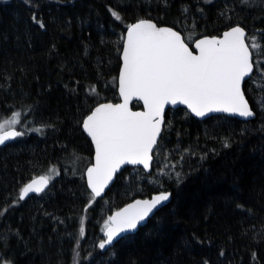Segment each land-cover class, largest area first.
I'll list each match as a JSON object with an SVG mask.
<instances>
[{"label":"trees","instance_id":"1","mask_svg":"<svg viewBox=\"0 0 264 264\" xmlns=\"http://www.w3.org/2000/svg\"><path fill=\"white\" fill-rule=\"evenodd\" d=\"M140 19L188 44L240 25L264 57V0H0V122L19 113L5 127L23 133L0 147V264H264V79L243 85L253 120L168 110L150 173L124 168L101 198L87 189L81 122L119 101L123 35ZM37 176H52L49 188L20 200ZM160 191L165 207L99 247L113 211Z\"/></svg>","mask_w":264,"mask_h":264},{"label":"snow or ice","instance_id":"2","mask_svg":"<svg viewBox=\"0 0 264 264\" xmlns=\"http://www.w3.org/2000/svg\"><path fill=\"white\" fill-rule=\"evenodd\" d=\"M112 14L120 19L117 12ZM33 20L44 27L35 15ZM245 37L243 28L234 27L224 33L223 39L213 37L196 42L199 55H194L180 34L171 28L157 27L148 20L128 26L119 77L124 102L101 104L83 121L84 130L96 149V162L87 169L88 186L95 197L101 195L121 165H142L145 170L150 169L165 105L186 104L201 117L212 112L244 118L253 116L241 89L242 81L252 74L254 67ZM252 47L259 49L261 45L253 39ZM133 96L143 101L145 111L129 109ZM19 115L16 113L13 120L0 122V145L23 134L4 131L5 124L17 123ZM49 179L47 176L34 178L21 189L19 199L23 200L31 192L39 194ZM169 197L170 193L161 192L149 200H137L109 217L112 226L106 222V240L99 247L103 249L120 234L135 230ZM80 232L83 236V227Z\"/></svg>","mask_w":264,"mask_h":264},{"label":"water","instance_id":"3","mask_svg":"<svg viewBox=\"0 0 264 264\" xmlns=\"http://www.w3.org/2000/svg\"><path fill=\"white\" fill-rule=\"evenodd\" d=\"M140 20H148V19H140ZM140 20L134 21L133 23H131V24H129V25L135 24V23L139 22ZM148 21H151L152 23L156 24V23H155L154 21H152V20H148ZM129 25H128V26H129ZM157 27L171 28L173 31L178 32V33L180 34V36H181V40H182V42H184V43L188 46L189 50L192 51L194 55H199V50L195 47L196 42H198L199 40L205 39V38L211 39V38H213V37H215V38L218 39V40H219V39H223V38H224V33H225V32H227V31H231V29L234 28V27H241V26H240V25H233V26L229 27L228 29L222 31V32L220 33L219 36H209V35H203V36H200V37L194 39L190 44H188V43L184 40L183 35H182L179 31L173 29L172 27H169V26H158V25H157ZM241 28H242V27H241ZM243 29H244V28H243ZM127 31H128V27L126 28V30H125V32H124V35H123L122 46H121V51H120V68H119L118 75H117V80H116V91H117V95H118V99H119V101L116 102V103H113V102H102V103H98V104H96V105L91 109V111H90V112H89V113H88V114L82 119V122H81V131H82V133L84 134V136L88 139V141H89V143H90V145H91V148H92V159H91L90 164H88V165L85 167L84 172H83V177H84L85 185H86L87 189L89 190V192L91 193V195L93 196V198H101V197H103L104 194L106 193V191H107V190L111 187V185L113 184V182H114L116 176H117L118 174H120V173L122 172V170H123L124 168H126V167L140 168V169H142L145 173H150L151 168H152V162H153V153H154V151H155V149H156V147H157V145H158V143H159V140H160V138H161V135H162V133H163V130H164V124H165V114H166V112H167L168 110H176V109H179V108L184 109V110L188 113V115H190V117H192L193 119H195V120H197V121H204V120H206V119H208V118H210V117H213V116H225V117L235 118V119H238V120H241V121H250V120H253V119L255 118V113H254V111L252 110V108H251V106H250V104H249L248 101H247V102H248V104H249V107H250V109H251V110L253 111V113H254L253 116L248 117V118H244V117H241V116H239V115H233V114H228V113H224V112H212V113H206L204 116L201 117V116H196V115H195V114H194V113H193V112L187 107L186 104L177 103L176 105H172V104L165 105L164 112H163V116H162L163 123L161 124L160 133H159V136L157 137V144L153 147V151H152V153H151V155H152V160H151V163H150V169H149V170H145V169L143 168L142 165H131V164H124V165H121L120 168H119V169L113 174V178L108 182L107 186L103 189V191L101 192V195H100L99 197H95L94 194L92 193V190H91V189L89 188V186H88L87 169H88L89 167H92V166L95 164V162H96V160H95L96 149H95V144L93 143L91 137H90V136L87 134V132L84 130V127H83V121H84L89 115H91L92 112H93V111H94L99 105H101V104H113V105H115V104H122V103L124 102L123 97L121 96V93H120V88H119V77H120V72H121V69H122V66H123L122 54H123V46H124V42H125V40L127 39ZM244 31H245V33H246L245 42H246V44H247L246 39H247L248 34H247V31H246L245 29H244ZM247 46H248V44H247ZM248 48H249V46H248ZM249 51H250V53H251V59H252V61H253V55H252V52H251L250 48H249ZM253 73H254V67H253V72H252V74H251L249 77H246L244 81H242V84H241V89H242V91H243V85H244V83L252 78ZM243 93H244V92H243ZM244 96H245V94H244ZM245 99H246V97H245ZM246 100H247V99H246ZM134 103L139 104V105H140V108H139V109L133 108V104H134ZM128 107H129V109H130L131 111H133V112H143V111L146 110L143 101H142V100H139V99H138L137 97H135V96H133V97L130 98ZM4 131H18V130H17L16 128H14V127H10V128L4 129ZM17 137H18V136H17ZM17 137L7 140L4 144L0 145V147L4 146V145H6V144H9V143H11V142H13ZM38 177H40V176H37V177H35V178H38ZM33 179H34V178H33ZM33 179H31L30 181H28L25 185H27L28 183H30ZM25 185H24V186H25ZM49 185H50V184H49V182H48L47 186L44 188V190H43L42 192H40L39 194H37V193H35V192H31V193H29V194H28L23 200L28 199V198H30V197H32V196H38V195H41L42 193H44V192L49 188ZM24 186H23V187H24ZM20 192H21V191H20ZM161 192H167V193H170L169 191H160V192H156V193L152 194L151 196H149V197H147V198H135V199L129 201L128 203H126L125 205H123L122 207H120V208L116 209L115 211H113V212L110 214L109 217H114L118 212H121L123 209L128 208L129 205L134 204L137 200H149V199H151L153 196H156V195L160 194ZM19 196H20V194H19ZM20 200H21V199H20ZM170 200H171V193H170V197H169V199H168L167 201H165V202H162L160 205H158L157 208L154 209L153 212L150 213L149 216L146 217L144 221H141V222L138 224V226H137V228H136L135 230H133V231H128V232H125V233L120 234L118 237H116V238L114 239V241H113L112 244H110V245H106L105 248H103V250H108V249L112 248V247H113L118 241H120L121 239H123V238H125V237H127V236H130V235H134V234L138 231V229H139L140 227H143V226L147 223V221H148L150 218H152V217H153V216H154V215H155L160 209H162L163 207H165V206L170 202ZM109 217H108V226H112L111 221H109ZM106 231H107V228L105 227L104 230H103V241L106 240V235H105V232H106Z\"/></svg>","mask_w":264,"mask_h":264},{"label":"rangeland","instance_id":"4","mask_svg":"<svg viewBox=\"0 0 264 264\" xmlns=\"http://www.w3.org/2000/svg\"><path fill=\"white\" fill-rule=\"evenodd\" d=\"M3 2H9L10 0H2ZM188 40V38H186ZM253 39L255 40V37L253 36H248L247 37V44L252 52L253 55H255L257 58H256V62L259 64V68H258V71H256V66H255V71H256V75L253 76L251 78V81L258 87L261 85V83L263 82V75H264V57H261L260 58V53H261V47L259 49H254L252 47V42H253ZM187 43H189L190 41H187ZM256 41V40H255ZM257 42V41H256ZM259 43V42H257ZM260 44V43H259ZM263 64V65H262ZM10 127H13V126H6L4 129H7V128H10ZM159 165L162 167L164 165V162L162 159H160L159 161ZM153 164V162H152ZM50 179H49V184L52 182V176H48Z\"/></svg>","mask_w":264,"mask_h":264},{"label":"flooded vegetation","instance_id":"5","mask_svg":"<svg viewBox=\"0 0 264 264\" xmlns=\"http://www.w3.org/2000/svg\"><path fill=\"white\" fill-rule=\"evenodd\" d=\"M92 149V148H91Z\"/></svg>","mask_w":264,"mask_h":264}]
</instances>
